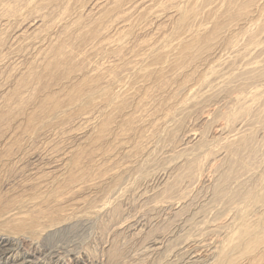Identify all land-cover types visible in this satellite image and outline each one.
<instances>
[{
  "label": "rangeland",
  "instance_id": "rangeland-1",
  "mask_svg": "<svg viewBox=\"0 0 264 264\" xmlns=\"http://www.w3.org/2000/svg\"><path fill=\"white\" fill-rule=\"evenodd\" d=\"M65 1H68V13L75 12L87 2L30 0L29 7L21 14L24 19L22 16L21 19L29 20V17H33L39 10H59ZM236 1L238 3L235 0H225L221 5H217L219 8L215 7L218 10L211 13L207 11L205 14L206 11L202 12L201 6L204 0H200L196 4L197 7L194 1L183 0L177 7L180 17L177 14L172 18L174 24L169 20L170 22L161 25L166 38L163 36V41L161 39L155 46V51L149 53L147 60L140 67L141 70L139 69L140 72L124 73L122 76L115 72L114 77L118 78H115L116 81L104 83L99 76H89L86 72L87 62H81L75 56L83 49L86 40L88 42L92 39L91 36H96L99 31L98 24L73 37L63 30H56L57 32H52L48 37L56 41L49 46V54L45 60L28 57L29 59L23 62L21 71L14 74L9 68L1 69L0 75L7 83H0V236L19 240L29 238L28 245L32 251L56 249L60 253L59 262L43 258L41 264H140V261L141 264H182L187 251L180 248L200 242L207 243L208 250H211L207 252L192 246L190 251H197L207 260L212 257L211 264H264V88L261 85H252L251 90L247 89L248 93L243 87H234L227 89L223 97H213L206 101L201 99L200 95L213 86L216 76L219 75V69L214 67L206 71L203 67H207V64L208 67L211 66L217 57L216 50L224 49L229 43V37L224 40V37L219 36V32L244 18L249 11L254 13L251 14L254 17H249V20H255L260 12V9L253 7V0ZM188 12H191V15ZM139 20L138 17L136 22ZM84 21L85 19H79L81 23H85ZM14 24L18 22H14L13 27ZM188 28L194 35L187 41L183 34ZM237 30L241 32L243 27ZM124 34L120 46L134 43L138 38L132 28ZM66 38L69 41H66ZM199 38L200 40H197ZM7 39V33H0V52ZM213 41L218 44L213 45ZM67 45L72 48L71 55L61 50ZM26 48L29 47H22L21 52L28 50ZM118 50L116 51L120 54L123 48ZM111 53L109 50L104 51L99 59L107 58ZM213 54L216 56L213 57ZM99 59L97 62H100ZM192 62H196V67ZM177 64L190 72L186 71L173 77L171 73ZM198 64L203 67L200 68L201 65ZM200 74L205 76V81L198 85L199 92L193 94L189 99L190 103L188 101L179 111L169 109L178 101L180 87H183L192 75L198 77ZM77 75L78 77L74 78ZM161 79H164L163 82ZM143 83L144 89L139 88ZM122 84L126 89H135L133 92L136 97L127 98L119 92L118 88L123 86ZM92 88L98 90L92 91ZM148 97L154 98L151 108L152 119L155 116L153 122L156 123L157 119L168 111H171L172 116L167 128L159 129V132L153 134L154 154L133 160L124 170L126 172L119 171L115 179L90 190L88 184L97 175L96 165L113 166L112 157L117 158L120 163H124L123 159L129 162L130 155L125 152V146L134 149L132 157L138 154L145 128L135 122L141 114L139 111L145 98ZM196 102L197 106L194 105ZM200 108L210 109L211 113H214L211 114V124L203 119L196 124L198 132L205 135L203 140H186L185 142L190 141L191 149L182 154L171 153L175 159L170 163L157 158L165 147H177L187 126L200 117ZM89 112H99L95 124L97 128L94 126L95 128L81 140H70L74 150L68 157L66 170L43 181L35 180L32 172H37L38 175L45 172V165L38 158L42 144L48 142L54 134L63 131L78 116ZM244 120L248 131L231 142L226 139L227 132L216 131L217 123L229 131L234 130L237 124ZM121 136L125 137L122 142L119 141ZM73 186H78L79 189L74 191ZM117 186L123 188L121 193H118L119 197L113 193ZM103 204L105 208L101 210L100 206ZM66 209L75 212H72V217L67 221L60 216ZM38 220L44 228L33 233V226ZM153 241L162 242L158 246L161 251L147 255L145 251ZM203 251L206 253L203 254ZM74 258L76 262L73 261ZM146 258L151 259L147 261Z\"/></svg>",
  "mask_w": 264,
  "mask_h": 264
},
{
  "label": "bare ground",
  "instance_id": "bare-ground-1",
  "mask_svg": "<svg viewBox=\"0 0 264 264\" xmlns=\"http://www.w3.org/2000/svg\"><path fill=\"white\" fill-rule=\"evenodd\" d=\"M160 1L161 2H155L154 0H124V1L123 0H87V2L85 3V5L83 7L80 6L81 8L75 10V12H73V13L66 12V4H67L68 1H65L60 6L61 8L59 10H55V9H54V11L39 10V11H36L34 13L33 17H29L28 16L29 20H22L24 18H23V16L21 14H22L23 11H25L24 10L25 8L29 7L30 0H13V1L12 0H10V1L9 0H2V1L0 0V33L3 32L4 34L5 33L8 34V39H7V41L5 40L6 44L3 47V49L1 50V52H0L1 53V55H0V70L3 69V68H9V71L12 72L13 74L14 73H18L22 69L23 62L26 59H29L28 57H30V58L34 57L35 60L36 59L37 60L38 59L41 60V59L46 58L47 57L46 55L49 54V53H47L48 49H49V46L51 45V43L54 42V40L56 41V39L53 40L52 38H48V37H50L49 35L52 32L53 33H54V31L57 32L56 30H60V31L63 30V31L67 32L69 35H71L73 37V36H76L78 33L80 35L81 32L89 31V28L91 26L93 27L94 24H98V26H99L98 33L97 34L94 33V34H96V36L94 38H93V36H91L92 39L91 38H90V40L88 39L89 40L88 42L86 40V44L84 43L83 49L81 47L82 50L80 52H78L77 54H75L76 59L80 60L81 62H87V68H86L87 71L86 72L88 73V75L91 76V77L99 76L100 78H102V82H104V83L105 82H111L112 80L116 81L115 78H117V77H114V75L116 74L115 72L120 74L119 76H122V74L125 75L124 73H132V74H134L135 72L139 71L141 65L147 60L149 53L152 52V50H154L155 46L158 43H160V40L163 38V36L165 34L164 33L165 31H163V28L161 27V25L165 24V22H167L169 20H171L173 22L172 18L175 17V15L178 14L179 17L181 15L179 13L177 7H178L179 3L183 2V0H160ZM192 1H194L195 5H196V4L199 3L200 0H192ZM224 1L225 0H207V1L204 0V4L201 3L202 12L206 11L205 14H207V11L209 13H211L212 11H216V9L219 8L217 5H221V3H223ZM239 1H241V0H239ZM235 2H237V1L235 0ZM191 3H193V2H191ZM252 3H253V7L255 6V8L260 9L259 10L260 12L258 11L259 14H258L257 18L255 20H249V17L253 16V15H251L253 12L251 13V11H249L250 12L249 13L246 10L249 14L247 13L245 16L243 15L244 18H241V20L236 18L239 21H237L235 24L233 23V25H231L230 27H227V29L225 27V30L221 31V33L219 32V34H220L219 36L224 37L223 38L224 40H225V38L227 36L229 37V43H228V45L226 47H224V49L221 48L218 51L216 50L215 54L217 55V57H216V60H214V62L211 63L212 65L208 67V64H207V67L206 66L203 67L201 64H198V65H201L200 68L203 67L204 69H206V71H207V69L209 70V69L214 68V67L219 69V71H218L219 75L216 76L213 86L210 87L209 89H207L206 91H204L203 93L200 92L201 94L198 93V94L201 95V99H205V101H206V99H210V98H213V97H223V93L225 91H227V89H232L234 87H241V88L243 87V88L246 89V91H247L248 88L250 89V87L252 85H261L264 88V40H263L264 39V0H253ZM191 5H193V4H191ZM187 6H189V5H187ZM201 6H200V9H201ZM241 6H239V7H241ZM246 6L248 8L249 5H246ZM196 7H197V5H196ZM215 7H217V8H215ZM223 7L224 6H222V8ZM236 7H237V5H236ZM226 8H228V7H226ZM226 8H225V10H226ZM190 9H192V7ZM229 9H231V8L229 7ZM250 9H252V7H250ZM242 11H244V8L242 9ZM200 12H199V14H200ZM226 12L227 11H225V13ZM239 12H240V10H239ZM188 13H190V15H191V12H188ZM218 13H220V12H218ZM223 13L224 12H222V14ZM240 14L241 13H239V15ZM216 15H218V14H216ZM21 16H22V19H21ZM138 17H139L140 20L136 22ZM81 18L85 19V21H84L85 23H81L82 21L79 22V19H81ZM141 18H142V20H141ZM187 18H188V15H187ZM181 20L184 21V19H182V18H181ZM211 21H213V20H211ZM14 22H18V24H14L15 26L13 27L12 24ZM229 22H231V21H229ZM173 24H174V22H173ZM11 25H12V27H11ZM185 25H187V24L185 23ZM188 27H190V26H188ZM242 27H243V30L241 32H239V30H237V29H242ZM129 28L130 29L132 28L135 31V33H136L138 38H137V40L134 43L130 42L131 44L128 43V44H124V45L120 46L121 39L125 35L124 34L125 31L126 30L128 31ZM164 28H166V26ZM188 29L183 34V38L185 40H187V41L190 40L193 37V35H194V33L191 32V29H189V30ZM65 32H64V34L66 35ZM235 32H239V33L235 34ZM68 34H67V36H69ZM83 37H84V35H83ZM67 38H69V37H67ZM67 38H66V41H69V40H67ZM81 38H82V36H81ZM171 39H173V38H171ZM175 40H176V38H175ZM197 40H200V38L197 39ZM162 41H163V39H162ZM213 42H214L213 45H215V46H216V44H218L216 41H213ZM82 43H83V41H82ZM126 43H127V41H126ZM211 45L212 44H210V46ZM25 46L29 47V48H26L28 50H26L24 52H21V48L22 47L25 48ZM198 47H200V46H198ZM222 47H223V45H222ZM119 48H123L124 52L122 53V51H123L122 50L120 52V54L117 53V51H119L118 50ZM191 49H193V48H191ZM61 50H63L65 52V54L67 53V55H68V54L71 53L72 48L68 47V45H67V47L65 46L64 48H61ZM108 50L111 51L112 53L107 58H104V59L100 60L99 58L101 57V55H103L102 53L104 51L107 52ZM63 51H62V53H63ZM203 51H204V49H203ZM199 52H200V50H199ZM206 53H208V52H206ZM166 54L169 55L170 53L166 52ZM176 54H178V53H176ZM201 54H202V52H201ZM206 55H208V54H206ZM216 55L213 54L212 56L215 57ZM61 56H63V55H61ZM195 57H197V56H195ZM198 57H199V55H198ZM98 59L100 60V62L99 61L97 62ZM170 60H172V59H170ZM197 60H198V58H197ZM197 60H196V62H197ZM55 61H57V60H55ZM174 62H176V61H174ZM196 62H192L194 66H195L194 63H196ZM145 65H148V64H145ZM178 66L174 70H172L173 72L171 74H173V77H174V75L185 73L186 71H188V70L185 71V69L181 68V67H183L182 65L181 66L178 65ZM170 67H172V66H170ZM9 71H7V72H9ZM188 72H190V71H188ZM4 73H3V75H4ZM191 73H189V74L191 75ZM137 74H139V73H137ZM171 74H170V76H171ZM77 77H78V75L76 77H74V78H77ZM204 77L205 76H203V74L198 75V77L196 75H192V78L189 81L185 77L188 82L184 83L182 81L184 83V85H183V87H180V90H179L180 97L178 98V101L172 107H170L169 109H174L175 111L182 110L185 107L186 103H188L189 99L193 96V94L194 93L197 94L196 91H198L197 90L198 87H199L198 85H200L201 83H203L205 81ZM207 78H208V76H207ZM122 80H124V79H122ZM163 80H162V82H163ZM166 80H167V78H166ZM1 82L5 84V83H7V80L0 75V83ZM142 82H145V81H142ZM164 83H166V82L164 81ZM136 84L137 83H135V85ZM168 84H169V82H168ZM171 84H173V83H171ZM94 85H96V84H94ZM258 87H260V86H258ZM139 88H143L144 89V83H143V85L141 84ZM118 89H119V92H122V94H125V96L127 98H132V96L135 95L134 92H133L135 89H133V91H132V89H126V88H124V85L123 86H119ZM93 90L96 91L98 89L92 88V91ZM177 90H178V88H177ZM200 91H201V89H200ZM145 92H147V91H145ZM148 92L150 94V91H148ZM153 92H155L154 89H153ZM25 93H27V92H25ZM24 94H21V95L23 96ZM95 94H96V92H95ZM179 94L177 95V97L179 96ZM252 95L254 96V94H252ZM155 96H156V94H155ZM135 97L136 96H134V98ZM177 97H175V98H177ZM198 97H200V96H198ZM73 98H75V97H73ZM195 98L196 97H194V99ZM263 98L264 97H262V99ZM76 99H75V101H77ZM89 99H91V97ZM256 99H257V97H256ZM153 100H154V98H150V97L145 98V101L143 103L142 109L139 111V114L140 113L141 114L136 118L137 122H135V124H139L140 126L145 128L144 139L142 140V142L140 144L141 146H139V148H138V154L134 155L132 157L131 154L133 153L134 149H131L129 146L128 147L125 146V148H124L125 152L127 153V155H130L129 156L130 157L129 162H125V160L123 159L124 163H120V162H117V158H113L112 157V159H114L113 160V162H114L113 166L96 165L97 175L94 174L95 177H93L91 179V181H89V184H88V188L90 190H94L95 188H97L99 186L101 187V185H104V184L108 183L110 180L115 179L117 174H118V172L119 171L123 172L125 169H127L128 164L132 163L133 160L137 161L141 157L145 158V157H149V156L154 154V151H153V134L155 132L157 133V131L159 129L160 130L161 129L164 130V128H167L169 126V123H170L169 120H170V118L172 116L170 114L171 111L170 112L166 111L167 113L164 114L163 117L161 116L162 118L160 117L159 119H157L158 123H157V121H156V123L153 122V119L155 118V116H153L154 118L152 119V113H151V111H152L151 108L153 106L152 105L153 104L152 103ZM84 101H85V99H84ZM194 101H193V103H194ZM22 102H23V100L21 101V103ZM197 102H199V100H197ZM197 102L194 104L195 106H197ZM201 102H202V100H201ZM17 103H18V101H17ZM170 103H171V101H170ZM189 103H190V101H189ZM204 103H206V102H204ZM201 104H203V103H201ZM228 104H229V101H228ZM72 105L73 104L71 103V106ZM170 105H172V104H170ZM250 105H252V104H250ZM138 106H139V104H138ZM216 106H217V104H216ZM242 107H241V109H242ZM215 108H217V107H215ZM201 109L202 108H200V110ZM167 110H168V107H167ZM136 111H138V110H136ZM217 111H218V108H217ZM211 112L212 111L210 109H206V108L202 109L200 117L197 120L195 119L196 120L195 122L190 123L187 126V130L184 132V134L182 133L183 136L181 137L182 138L181 142L177 145V147L172 148V149H170L169 147H165L164 150H162L158 154V156H156V157L162 159L163 161H165L167 163H170V162H172L175 159V156L173 155L174 153L182 154V153L188 152L191 149V146H190V143H189L190 141L203 140L205 135L203 133H199L198 132V130L196 128L197 127L196 124H197V122L200 119H203V121H206V122H210V124H211V121H212V119H211L212 115L211 114H214V113H211ZM98 113L99 112H91V113L89 112V113L82 114V115L78 116V118L76 120H73L72 123H69V125L63 131H61V132H59L57 134H54L53 137L48 142H46L44 145L42 144L43 148L41 149L38 158H39V161L45 165V167H43L45 172L43 173V175H38L37 172H32L31 175L34 177L35 180L43 181V179L45 180L47 178H50L54 174H57V173L59 174V173H62L64 170H66L68 157L72 153V151L74 150V146L70 143V140L71 139H80V140L83 139L85 134H87L91 129H93V127L97 123V121H98ZM181 114L184 115V113H181ZM220 114H221V112H220ZM128 115H130V113ZM221 115H223V114H221ZM131 117H132V115H131ZM189 120H191V119H189ZM226 122H227V120H226ZM245 122H246L245 120L244 121H240L239 123L237 122L238 123L237 127L235 126L236 128L234 130H229V131H226L225 128L223 126H221V124H219V123H217V125L215 127H216V131L217 132H220V133L227 132L226 139L230 140V142H231V140L232 141L236 140L239 136L241 137L242 134H244V133H246L248 131V125ZM103 125H105V124H103ZM108 125H110V124H108ZM111 126H112V124H111ZM107 129H108V126H107ZM179 131H180V129L178 130V132ZM115 134H116V132H115ZM138 134L141 135L140 133H138ZM142 134H143V132H142ZM176 134H178V133H176ZM239 139H241V138H239ZM124 140H125V137H123V136H121L119 138V141H121V142L124 141ZM186 140H190V141L189 142H185ZM115 143L116 142H114V144ZM197 144H199V143H197ZM202 147H203V145H202ZM171 153H173V154L171 155ZM107 158H109V157H107ZM124 172H126V171H124ZM151 175H152V173H151ZM122 180H123V178H122ZM125 188H127V187H125ZM75 189L78 190L79 187L75 186L73 190L75 191ZM121 189H123V188H121L120 186L119 187L117 186L113 190V193H115V195H117L119 192L121 193ZM85 190H86V188H85ZM118 197H119V194H118ZM101 202H103V201H101ZM100 208H101V210H103L105 208V204L101 205ZM72 212H74V210L66 209V210H63L62 213H60V216L63 218V220L67 221V220H69V218L72 217V215H73ZM58 217H59V215H58ZM51 226H53V225H51ZM51 226H49V227H51ZM33 227H34L33 228V233H37L38 230L41 231L44 228V227L40 226L39 220H38V222H36V224ZM28 242H30L29 238H24V239L19 240L17 238H9V237L0 236V264H41V261L43 260V258L47 259L49 261L52 260L53 262H56V263L59 262L60 258L58 257V254H60V253L58 251H56V249H53V250L45 249V250H43V252H37L36 250L32 251V249L29 248ZM161 244H162V242L160 243V242H154L153 241V243L150 245L149 248H147V250L145 252L148 253L147 255L158 254V252L161 251V248H159L158 246H160ZM192 246H193V248L197 247V248H199L201 250H205L207 252H209L211 250V248L208 250L209 246L207 245V243L203 244V242L202 243L201 242L200 243H192L190 245L183 246L180 249L181 250H185V252L187 251V255L184 256L185 257L184 260L182 259L183 260L182 264H211L210 261H212V259H213L212 257L208 256V257H210V259L207 260V259H205V257H202V254L198 253L197 251H192L193 249L190 251ZM205 251H203V254H204ZM151 258H153V257H151ZM154 258H155V256H154ZM150 259H147V261L150 260ZM73 261L76 262V259L74 258ZM141 263L142 262L140 261V264ZM212 263H213V261H212Z\"/></svg>",
  "mask_w": 264,
  "mask_h": 264
}]
</instances>
